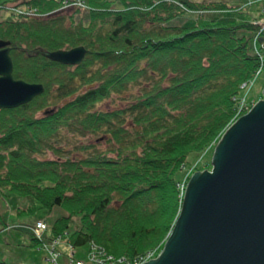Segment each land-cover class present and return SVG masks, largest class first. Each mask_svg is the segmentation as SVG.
<instances>
[{"label":"trees","instance_id":"1","mask_svg":"<svg viewBox=\"0 0 264 264\" xmlns=\"http://www.w3.org/2000/svg\"><path fill=\"white\" fill-rule=\"evenodd\" d=\"M61 1L2 0L45 15L0 19L12 77L43 85L0 108V198L29 196L16 215L60 207L51 240L93 241L132 258L161 245L178 212L176 173L211 148L233 117L238 84L258 64L244 34L254 26L237 14L247 0H83L84 8L58 9ZM76 45L85 47L77 64L42 53ZM110 97L126 104L98 106ZM64 132L99 134L105 145L65 152ZM45 151L54 156L39 157Z\"/></svg>","mask_w":264,"mask_h":264},{"label":"water","instance_id":"2","mask_svg":"<svg viewBox=\"0 0 264 264\" xmlns=\"http://www.w3.org/2000/svg\"><path fill=\"white\" fill-rule=\"evenodd\" d=\"M262 40L263 36H257ZM64 64L81 61L85 47L43 51ZM8 41L0 39V108L43 90L13 78ZM261 98L215 141L210 169L195 170L159 254L141 264H264V72Z\"/></svg>","mask_w":264,"mask_h":264},{"label":"rangeland","instance_id":"3","mask_svg":"<svg viewBox=\"0 0 264 264\" xmlns=\"http://www.w3.org/2000/svg\"><path fill=\"white\" fill-rule=\"evenodd\" d=\"M229 3L235 4L238 3L237 1L231 0ZM246 1L241 5L240 10H238L237 14L240 13L242 10L244 13V18L246 19H253L258 16V5L259 3H255L253 5H245ZM232 12V11H230ZM236 13L234 15H237ZM10 13L6 9L0 10V19H6L10 17ZM253 26L255 24H252ZM257 25V24H256ZM258 29V26H254V31ZM253 30L247 29L244 30V34L248 37H252L254 34ZM264 33V31H263ZM263 33L260 36H263ZM261 44L263 43L260 40ZM259 51L264 54V47L258 45ZM256 54V53H255ZM257 55V54H256ZM258 59V56H257ZM262 61V60H261ZM260 60L258 59V64L256 68L253 70L252 74L246 79V84L240 88V93L238 94L237 98L235 99L236 105L243 104V107L239 110H235L233 113V117L231 121L226 125V127L233 122L240 114L244 113L248 110L252 104L259 98H261V88L263 82V72H264V62L260 66ZM258 67V68H257ZM136 88H132V91L135 92ZM127 99H118L114 97H110L108 99L103 100L98 106L103 109H111L113 107H121L126 104ZM225 127V128H226ZM224 128V129H225ZM222 133V132H221ZM65 136H62L60 139V144H62L65 152L73 151L72 144L73 143H92L98 148H102L105 145L104 137L102 135H86V136H68V132H64ZM217 140V139H216ZM215 140V141H216ZM215 141L211 144V148L206 150L204 156H199L198 158L192 157L190 159L191 165L186 170L179 171L176 173L179 179H182L183 175L185 176V183L186 185L189 176L195 170H202V169H210V155L212 152L213 145ZM70 148V149H68ZM68 153V154H69ZM65 155L66 153H62ZM47 156L53 157L54 154L50 151H45L44 153L40 154L39 157ZM202 157L204 160L200 163L199 169L196 168L194 165L196 164V160ZM195 160V161H194ZM184 192V191H183ZM179 190H177V198ZM30 202L29 196L21 197L16 194H7L0 198V211H1V219L0 221V257L7 263V264H52L50 261V254L48 250L44 247H49L52 243L51 238L49 237V227L51 221L57 215L65 213L60 207L53 206L49 212L46 210H36L33 213L27 215H16L14 212V208L16 207H24ZM180 206V205H179ZM179 210V207H178ZM178 213V212H177ZM176 217V216H175ZM35 220H41L46 223L45 230H38V234L42 240L41 243H38L37 246L31 243L30 235L37 236L33 232L28 230V226L32 225ZM74 218L70 221V227H73L75 224ZM173 224V223H172ZM6 226L9 227L6 229ZM55 244V251L58 252V256L56 257L57 264H66L67 261L70 259V249L69 243L66 241L65 236L60 237L56 240ZM84 247V246H83ZM79 246H73V258L74 259H82L85 260L84 264H89L86 261V256L84 252V248Z\"/></svg>","mask_w":264,"mask_h":264},{"label":"built area","instance_id":"4","mask_svg":"<svg viewBox=\"0 0 264 264\" xmlns=\"http://www.w3.org/2000/svg\"><path fill=\"white\" fill-rule=\"evenodd\" d=\"M258 1V16L255 17L251 22L252 24H255L254 26L256 27L258 25V29L254 31V34L252 36L251 42L253 49L255 53L258 56V59L260 60L259 65L261 66L264 62V54H262L258 50V45H260V40H258L256 37L260 36L263 31H264V0H247L246 4H252L253 2ZM70 5H77V6H85L83 0H70L66 1L64 0L63 6H70ZM4 6L5 8L11 10L14 13L18 14H24L27 16L30 15H36V11L34 8L28 6V5H22V6H16L13 4H7V5H2L0 3V7ZM257 24V25H256ZM262 60V61H261ZM258 68V67H257ZM247 80L242 81L239 83V88L243 87L246 84ZM243 107V104L241 105H236L235 110H239ZM188 168V167H187ZM184 167V170L187 169ZM185 183V176L183 175L182 179H178V181L175 182L177 190H179L178 193V200H179V205L181 203L182 197H183V191L185 190V186L183 185ZM45 224L41 220H35L32 225L28 226V229H30L34 234H36L37 238H40V235L38 234V230H42L44 228ZM6 228H9L6 226ZM57 239H52V243L50 244L49 247L44 246L47 250L48 253L50 254V261L52 264H57L56 263V257L58 256V252L55 251L54 245L56 244ZM70 252L69 254L71 255L70 259L67 261L66 264H84L85 260L82 259H74L72 258L73 254V248L71 245H69ZM161 249L160 246H156L153 248H149L145 250L144 252L137 254L133 256L132 258H126L123 255H118L114 256L107 251L104 250L103 247H101L99 244L94 243L93 241H89L88 244L85 247V256H86V261H88L89 264H141L142 262L155 258Z\"/></svg>","mask_w":264,"mask_h":264},{"label":"bare ground","instance_id":"5","mask_svg":"<svg viewBox=\"0 0 264 264\" xmlns=\"http://www.w3.org/2000/svg\"><path fill=\"white\" fill-rule=\"evenodd\" d=\"M258 26V25H257ZM11 109V108H10ZM47 227V226H46ZM47 229V228H46ZM41 241V240H40Z\"/></svg>","mask_w":264,"mask_h":264}]
</instances>
